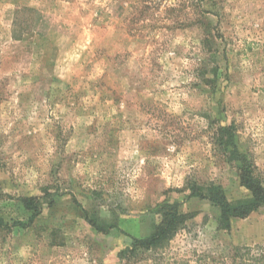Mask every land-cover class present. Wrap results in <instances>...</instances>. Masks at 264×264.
Returning <instances> with one entry per match:
<instances>
[{
  "label": "rangeland",
  "instance_id": "obj_1",
  "mask_svg": "<svg viewBox=\"0 0 264 264\" xmlns=\"http://www.w3.org/2000/svg\"><path fill=\"white\" fill-rule=\"evenodd\" d=\"M225 126L264 179V0H0V264H258L264 204L220 228L185 188L250 195Z\"/></svg>",
  "mask_w": 264,
  "mask_h": 264
},
{
  "label": "trees",
  "instance_id": "obj_2",
  "mask_svg": "<svg viewBox=\"0 0 264 264\" xmlns=\"http://www.w3.org/2000/svg\"><path fill=\"white\" fill-rule=\"evenodd\" d=\"M216 136L218 137L216 139L219 141L225 159L237 163L241 184L249 190L250 195L242 200L231 201L228 199L223 187L214 182L199 184L196 181L188 180L185 188L189 190V197H198L203 200H208L216 206L220 211V216L218 218L219 227L229 229L233 218H245L264 204V179L261 174L257 172V166L252 156L246 152H241L236 147L232 126L220 127ZM33 200L34 199L31 198L29 202L26 203L28 208H31L30 205ZM37 213L38 210L32 216V219ZM190 217L191 216L180 210L178 202L165 201L159 204L157 221L153 233L142 238L130 236L133 239L131 251L150 249L168 242L178 230L186 226ZM5 225L4 219L0 216V230H2ZM93 225L96 226L99 231L106 232L115 227L111 226L106 229L98 226L95 222ZM119 229L123 234H126L121 228ZM258 248L260 249V253L255 259L256 263L264 264V246H259ZM251 250L252 249L248 247L246 253L250 255Z\"/></svg>",
  "mask_w": 264,
  "mask_h": 264
}]
</instances>
